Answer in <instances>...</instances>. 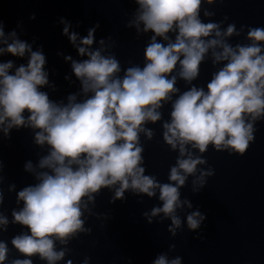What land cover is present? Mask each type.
Instances as JSON below:
<instances>
[{
	"label": "clouds",
	"instance_id": "clouds-1",
	"mask_svg": "<svg viewBox=\"0 0 264 264\" xmlns=\"http://www.w3.org/2000/svg\"><path fill=\"white\" fill-rule=\"evenodd\" d=\"M128 2L136 7L125 27L135 28L138 37L148 34L143 65L128 61L124 66L115 52L108 51L104 38L93 48L99 24L79 37L61 18L63 34L83 58L65 57L80 83V91L69 93L66 102L50 98L44 90L55 88L49 85L43 51H33L15 30L5 33L0 16V56L7 53L22 60L28 54L27 62L18 66L11 59L0 61V131L10 139L12 129H30L34 144L46 153L36 164L25 163L24 171L35 182L16 192L19 207L12 209L11 220L2 210L0 160V264H34V258L44 264L64 261L72 251L67 247L70 241L91 235L92 228L85 227L88 216L100 218L89 205L95 207L102 189L114 193L110 203L125 200L126 191L158 196L161 206L143 213L148 223L163 214L162 219L171 220L168 231L173 237L185 221L188 230L195 231L207 217L199 208L191 210L193 204L181 198V189L191 177L195 195L215 175L206 158L210 148L244 156L255 142L256 125L264 122V26L241 24L237 29L232 21L223 27L229 17L213 20L216 12L205 5L224 0ZM245 29L247 43H232L230 38ZM209 59L216 70L206 88L197 86L193 82ZM178 81L187 85L185 90ZM166 105L168 119L162 111ZM158 122L163 144L177 153L167 182L147 173L141 139L143 135L147 142L155 140L156 131L149 125ZM8 191H16V185L10 184ZM185 207L191 211L182 218L178 210ZM10 224L24 229L11 238V248L2 238ZM12 249L17 255L10 258ZM181 261L179 256L168 259L161 254L153 264Z\"/></svg>",
	"mask_w": 264,
	"mask_h": 264
},
{
	"label": "water",
	"instance_id": "water-1",
	"mask_svg": "<svg viewBox=\"0 0 264 264\" xmlns=\"http://www.w3.org/2000/svg\"><path fill=\"white\" fill-rule=\"evenodd\" d=\"M135 7L128 0H0V16L5 23V33L15 30L20 39L32 45L33 51H43L49 85L55 88L46 86L44 90L50 98L66 102L69 93L80 91V83L72 72L71 61L65 57L83 58L63 34L61 18L70 23L69 32L74 31L79 37L86 36L88 29L99 24L93 48H98L99 40L104 38L110 46L108 51L115 52L124 66L128 61L143 65L148 34L138 37L135 28L125 27L132 19ZM205 7L216 12L213 20L218 21L225 15L229 17L223 27L232 21L237 29L241 24L264 26V0H224L222 4ZM246 31L231 37V42L247 43ZM27 58V53L22 60L6 53L0 56V61L11 59L18 66L21 62L26 63ZM215 70L209 59L202 64L200 77L193 83L206 88ZM66 76L69 79L66 80ZM178 87L183 91L187 85L178 81ZM162 111L164 119H168L170 105ZM149 127L156 131L155 140L147 142L143 135L141 137L145 143L147 173L156 174L162 182H167L169 165L175 163L177 153L169 152L163 144L160 122ZM256 127L255 142L244 156L217 153L210 148L206 158L215 175L208 178L207 185L195 195L191 192V177L188 185L181 189V198L187 197L193 204L191 210L199 208L206 214L199 229L189 231L185 221L173 237L168 231L170 219H162L161 214L148 223L143 215L154 206H161L158 196H135L126 191L125 200L110 203L114 193L102 189L95 207L89 205L94 213L101 214L99 219L88 216L86 220L85 227L92 228L91 235L80 234L79 239L70 241L67 247L72 251L58 264H65L68 259L73 264H83L85 258H88V264H153L161 254L168 259L179 256L181 264H264V122ZM10 137L5 138L0 131V160L4 165L2 210L9 220L12 209L19 207L16 192L35 182L32 174L24 171L25 163L31 160L36 164L39 156L46 154L34 144L30 129L14 128ZM13 183L16 191L9 192L8 187ZM191 210L185 207L183 211L178 210V214L184 218ZM23 230L20 225L10 224L2 238L11 248V238ZM173 244L175 250L170 249ZM16 255L12 249L10 258ZM34 264L44 262L34 258Z\"/></svg>",
	"mask_w": 264,
	"mask_h": 264
}]
</instances>
